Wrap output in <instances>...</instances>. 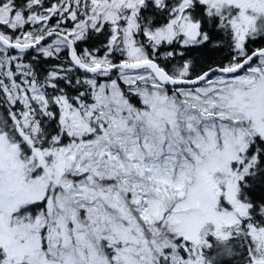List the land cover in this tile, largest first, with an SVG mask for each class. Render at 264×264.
<instances>
[{"label":"snow or ice","instance_id":"6c2138e0","mask_svg":"<svg viewBox=\"0 0 264 264\" xmlns=\"http://www.w3.org/2000/svg\"><path fill=\"white\" fill-rule=\"evenodd\" d=\"M0 264H264V0H0Z\"/></svg>","mask_w":264,"mask_h":264}]
</instances>
